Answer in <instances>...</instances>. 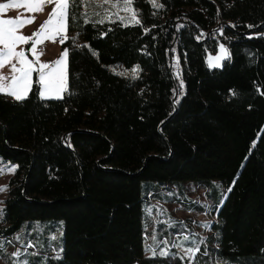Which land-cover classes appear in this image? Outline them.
Instances as JSON below:
<instances>
[{
    "label": "trees",
    "instance_id": "trees-1",
    "mask_svg": "<svg viewBox=\"0 0 264 264\" xmlns=\"http://www.w3.org/2000/svg\"><path fill=\"white\" fill-rule=\"evenodd\" d=\"M82 3L62 44L63 98L41 99L36 73L27 99L0 94V156L17 164L0 236L61 219V244L26 245L29 264H264V0H134L141 23L127 26L96 23ZM220 42L229 57L209 67ZM137 65L135 77L117 69ZM191 179L231 191L213 201L194 260L173 244L153 257L142 181Z\"/></svg>",
    "mask_w": 264,
    "mask_h": 264
},
{
    "label": "snow or ice",
    "instance_id": "snow-or-ice-1",
    "mask_svg": "<svg viewBox=\"0 0 264 264\" xmlns=\"http://www.w3.org/2000/svg\"><path fill=\"white\" fill-rule=\"evenodd\" d=\"M134 0H116L113 4L112 0H100V3L93 4L94 8L103 10V15L100 11L93 13L95 16H100L96 23H104L105 20L112 21V16H116L120 21H126L127 24H140L141 21L137 18V11L133 7ZM153 7H163L159 4L158 0H151ZM79 4V0H8V2L0 3V94L12 96L16 101H23L28 98L29 92L32 90L33 73H36L37 79L35 81L37 93L41 99H62L61 93L68 91V70H67V56L68 50L65 49L60 58L52 62H42L40 57L44 55V49L38 48L45 40L56 42L59 37L61 44L65 43L69 37L67 35L68 21L70 15L75 16L74 9ZM46 6H51V11L48 18L40 24L37 31L26 35L22 32V28L35 22V14L42 13ZM114 7L118 10L109 14V8ZM26 9L28 13L33 15L21 18H3L2 14L8 13L14 9ZM120 11L129 13L128 16H121ZM23 15V14H21ZM87 16L88 14L85 13ZM85 22H88L87 20ZM249 27H252L251 25ZM31 44L27 50L22 45ZM19 49V50H18ZM221 55L217 57H209V67H221L220 61L228 58L227 50L223 45L220 46ZM29 54L34 59H29ZM179 63V61H177ZM8 68V73L5 74L3 70ZM139 65L132 69V74L135 77ZM115 71V69H113ZM120 75H127V72L119 73ZM182 86V81H181ZM235 95V92L232 93ZM264 94V93H262ZM5 171L15 172V166L7 169H0V174ZM7 186L0 187V192L5 191ZM231 191V187L228 189ZM0 203H3L0 201ZM151 213V209L147 210ZM3 215V209H0V217ZM63 235V233H61ZM17 240L21 239L20 236L16 237ZM56 239V237H52ZM154 245H150L146 250L152 253V256L157 255L167 257L170 252L167 247L161 249L158 253L156 248L159 247L156 234L152 236ZM187 240L188 237L183 238ZM167 245V241H163ZM200 243H203L201 241ZM28 247L33 245L29 244ZM176 248H180L184 252V256L180 258L183 260L187 257L190 261L194 260V254L200 252L199 244L193 247L184 248L183 244H174ZM3 244H0V249ZM63 249L61 248V251ZM35 254V253H34ZM207 254V253H205ZM13 257L20 258L23 253L16 251L11 254ZM175 255V254H173ZM59 258V257H57ZM15 264H29L25 259L21 261L17 259Z\"/></svg>",
    "mask_w": 264,
    "mask_h": 264
},
{
    "label": "rangeland",
    "instance_id": "rangeland-1",
    "mask_svg": "<svg viewBox=\"0 0 264 264\" xmlns=\"http://www.w3.org/2000/svg\"><path fill=\"white\" fill-rule=\"evenodd\" d=\"M82 1V9L88 12V15L93 16V13L96 11H100L101 15H103V10L93 7V4L100 3V0ZM148 1L151 3V0ZM158 2L160 4V0H158ZM112 3L115 4L116 0H112ZM117 10V8L110 7L109 14L116 12ZM120 15L128 16L129 13L120 11ZM95 17L99 18L100 16ZM112 18H116V16L113 15ZM221 45L224 46L229 54L228 46L224 42H220L218 49L215 52L208 53V65L209 57H217L221 55ZM223 60L224 59L220 61V64ZM177 61L178 57L174 56L172 64L174 72L178 75L180 66ZM135 67L136 66H133L128 69L118 67L117 69L121 73L127 72V75H133L132 69ZM13 166H15L16 169V162H12L11 160L0 156V169H7ZM13 173L14 172L5 171L3 174H0V187L7 186L5 191L0 192V201L2 202L7 196L8 180ZM141 185L142 191H144L145 188L153 190L143 200V225L145 229L146 244L148 247L154 245L155 242L153 241L152 236L153 233H155L157 241L160 242L159 247L156 248L158 251L172 244L182 243L184 248L195 246L199 241L198 239L204 237L211 229V222L215 219V214L212 210L213 201H217L221 197L222 192L228 189V187L223 186L218 179H209L208 181H202L200 179L185 181L172 180L165 185L158 181H151L148 183L142 181ZM207 187H209L210 191L209 198L206 193ZM185 203L191 205V207H184ZM2 204L3 203H0V207ZM197 207H202V210H199ZM148 209L152 210L151 213L147 211ZM62 231L63 222L59 218L30 219L23 221L21 228L18 231H15L12 234V237L9 236L10 238H7L5 236H0V244H3V248L0 249V264H9L11 259L13 261L20 259L13 257L11 254L20 251L21 248L24 249L23 254L29 257L34 254V251H32L33 249L35 250L34 245L37 247L44 246L46 241L52 247H55L56 243L61 244ZM17 236H20L21 239L17 240ZM53 236L56 237V239L53 240ZM185 236L188 237L187 240L183 239ZM25 238L28 239L29 242L24 246ZM163 241H167V245H165ZM32 242L34 243V245L30 247L32 250L28 247L25 248L26 245H29ZM178 249L182 251L180 248Z\"/></svg>",
    "mask_w": 264,
    "mask_h": 264
},
{
    "label": "crops",
    "instance_id": "crops-1",
    "mask_svg": "<svg viewBox=\"0 0 264 264\" xmlns=\"http://www.w3.org/2000/svg\"><path fill=\"white\" fill-rule=\"evenodd\" d=\"M5 2H8V0H0V3H5ZM50 11H51V6H46L42 13H36L35 14V22L32 24H29L27 26H24L22 28V32L26 35H29L35 31H37L40 24H42L48 18V14ZM21 14H23V15H21ZM2 15H3V18H6V19L15 18L17 16H21V18L23 19V18L29 17L33 14L28 13L26 9L21 8V9L10 10L8 13L2 14ZM21 47H23L25 50H27L29 47H31V44H28L27 46L22 45ZM38 48L44 49V55H42L40 57V60L42 62L55 61L56 59L60 58L61 54L66 49V47L62 46V44L59 42L58 39H56L55 43H53L51 40H45L42 45H38ZM29 59H34V58L29 54ZM67 63H68V56H67ZM8 71H9L8 68H5L3 70V72L5 74H7ZM34 74L35 73H33V76H34ZM61 95H63V93H61ZM10 97H12V96H10Z\"/></svg>",
    "mask_w": 264,
    "mask_h": 264
},
{
    "label": "built area",
    "instance_id": "built-area-1",
    "mask_svg": "<svg viewBox=\"0 0 264 264\" xmlns=\"http://www.w3.org/2000/svg\"><path fill=\"white\" fill-rule=\"evenodd\" d=\"M57 39L59 40V37H57Z\"/></svg>",
    "mask_w": 264,
    "mask_h": 264
}]
</instances>
